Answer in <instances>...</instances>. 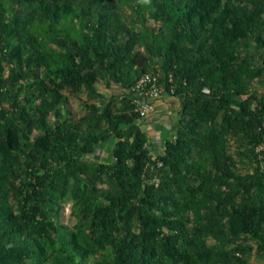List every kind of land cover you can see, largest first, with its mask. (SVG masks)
Instances as JSON below:
<instances>
[{
    "label": "trees",
    "instance_id": "16d2710c",
    "mask_svg": "<svg viewBox=\"0 0 264 264\" xmlns=\"http://www.w3.org/2000/svg\"><path fill=\"white\" fill-rule=\"evenodd\" d=\"M146 73L180 102L157 157ZM262 88L264 0H0V264L264 261Z\"/></svg>",
    "mask_w": 264,
    "mask_h": 264
},
{
    "label": "rangeland",
    "instance_id": "374dc122",
    "mask_svg": "<svg viewBox=\"0 0 264 264\" xmlns=\"http://www.w3.org/2000/svg\"><path fill=\"white\" fill-rule=\"evenodd\" d=\"M98 88L108 101L113 97L120 99L124 95L122 88L118 86L106 88L104 85H99ZM69 97L74 101V106L77 108V110L81 109L79 101L75 99V95H69ZM171 106L172 104H170L169 111L160 116V118H156V113L154 116L146 119L142 124L143 129L146 131L149 138L148 147L154 157L162 154L164 142L166 139L173 136L172 126L179 120V109L176 107L172 109ZM115 142L116 140H109L105 144L100 145L93 155L87 156L85 159L88 160V162L93 166H96L99 163L113 162L111 152ZM244 171H246V169H244ZM71 207V202L64 205V209L62 210L59 218V223L73 228L77 220L72 215ZM249 261V264H264V261L257 256H251Z\"/></svg>",
    "mask_w": 264,
    "mask_h": 264
},
{
    "label": "built area",
    "instance_id": "2783aa9c",
    "mask_svg": "<svg viewBox=\"0 0 264 264\" xmlns=\"http://www.w3.org/2000/svg\"><path fill=\"white\" fill-rule=\"evenodd\" d=\"M161 75L146 73L130 89L127 94L132 100L134 110L139 115V123H143L146 119L151 117L157 110V103L164 98H175L174 89L168 92L160 84ZM263 141L256 147L255 151L262 157L264 153V125H263Z\"/></svg>",
    "mask_w": 264,
    "mask_h": 264
},
{
    "label": "crops",
    "instance_id": "0c3cea01",
    "mask_svg": "<svg viewBox=\"0 0 264 264\" xmlns=\"http://www.w3.org/2000/svg\"><path fill=\"white\" fill-rule=\"evenodd\" d=\"M170 104H172V106H171L172 109L174 107L179 109V106H180L179 99H177V98H164L157 103V110L152 116H154L157 113L156 118H158V117L160 118V116H162L163 114H165L169 111Z\"/></svg>",
    "mask_w": 264,
    "mask_h": 264
}]
</instances>
